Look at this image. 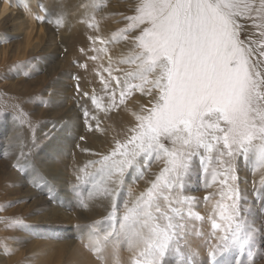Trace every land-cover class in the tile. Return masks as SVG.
Wrapping results in <instances>:
<instances>
[{
	"label": "snow or ice",
	"instance_id": "snow-or-ice-1",
	"mask_svg": "<svg viewBox=\"0 0 264 264\" xmlns=\"http://www.w3.org/2000/svg\"><path fill=\"white\" fill-rule=\"evenodd\" d=\"M89 6L98 5L90 0ZM36 19L44 21L45 16ZM124 19L126 27L114 32L111 40L131 39V53L119 61L130 67L117 69L123 79L113 76L109 57L110 66L104 71L110 79L101 77L109 106H117L116 89L120 104L134 91L155 93V101L136 115L129 138L116 141L94 172L78 177L91 178L95 190L91 195L111 200L106 227L90 231L85 247L98 258L110 246L117 249L116 264L118 246L124 243L134 253L131 264H245L241 257L253 264L264 255L260 242L264 225L256 226L235 182L238 162L254 157L264 169V0H136L134 14ZM62 22L55 21L58 26ZM248 25L258 32L256 39L251 38ZM137 30L138 35H130ZM242 33L247 34L245 40ZM90 39L108 43L99 36ZM32 59L25 63L31 64ZM12 69L17 74L21 70L19 64L8 70ZM92 101L97 109L102 107L95 95ZM88 115L85 110L84 116ZM196 157L201 163L216 162L221 171L213 169V178L221 177L219 183L224 186L214 215L208 217L216 242L205 255L192 247L195 226L190 223L193 218H205L192 212V198L183 196ZM153 160H162L164 167L144 192L123 201L121 211L117 199L125 174L136 172L134 179H141ZM30 167L36 173L34 179L42 180ZM260 183L264 214V178ZM127 195L132 197L131 189ZM80 206L88 204L81 201ZM0 220L5 227L25 226L20 218ZM0 245L7 253L4 240Z\"/></svg>",
	"mask_w": 264,
	"mask_h": 264
},
{
	"label": "rangeland",
	"instance_id": "rangeland-1",
	"mask_svg": "<svg viewBox=\"0 0 264 264\" xmlns=\"http://www.w3.org/2000/svg\"><path fill=\"white\" fill-rule=\"evenodd\" d=\"M95 3L97 7H90V0H0V39H7L6 43L0 42V58L4 57L3 52L8 57L17 55L19 72L38 80L31 115L0 132V166H3L0 176L3 196L9 202L0 205V217L20 218L25 224L0 228V240L8 247L5 253L4 245H0V264H116L117 249L110 246L98 258L85 247L90 231L106 227L111 200L91 195L95 191L89 182L91 178L78 177L84 172H94L101 157L115 148L116 141L130 137V129L137 123L136 115L143 114L142 108L152 106L155 93L148 96L134 91L120 104L116 89L117 106H109L110 97L101 77L110 78L104 69L110 66L111 57L112 75L123 79L117 69L127 70L130 65L119 61L133 48L131 39L112 41L111 36L126 27L128 21L124 17L134 14L136 0H95ZM37 16H45V20L39 21ZM57 19L63 21L59 26L55 23ZM248 28L251 38L256 39L258 32L251 25ZM138 34L137 30L130 35ZM96 36L108 43L90 39ZM246 38L247 34L242 33L241 39ZM93 56L97 59L93 60ZM29 58H33L32 63H25ZM111 87L115 88L114 81ZM94 95L102 103L100 109L92 101ZM85 110L88 117L84 116ZM36 144L38 148L33 152ZM30 165L42 180L34 179L36 173ZM163 167L162 160H153L144 170L143 178L134 179L136 172L132 171L125 174V184L117 199L121 211L123 201L144 192ZM213 169L221 171L215 161L201 163L200 157L194 158L183 190V196L192 198L191 211L205 218L190 221L195 226L191 244L201 255L216 242L208 217L214 215V205L221 200L224 189L219 183L221 177L213 178ZM237 176L235 183L241 196L246 197V206L252 209L256 226L264 225V214L260 211L262 197L258 195L264 169L257 166L253 157L237 163ZM128 189L132 197L127 195ZM206 196L208 200L204 199ZM34 200L36 205H32ZM81 201L88 207H81ZM12 208L14 214L8 215ZM260 242L264 244V237ZM133 254L126 243L119 245V264H131ZM241 259L247 264L246 258ZM253 264H264V255L255 258Z\"/></svg>",
	"mask_w": 264,
	"mask_h": 264
},
{
	"label": "bare ground",
	"instance_id": "bare-ground-1",
	"mask_svg": "<svg viewBox=\"0 0 264 264\" xmlns=\"http://www.w3.org/2000/svg\"><path fill=\"white\" fill-rule=\"evenodd\" d=\"M3 54H4V57L2 59L0 58V125H1L0 132L3 131V129H9V127L11 126V124H13L14 121L16 120L23 121L25 118H28L31 115L32 107H33L32 102L36 99V96H35L37 92V90H35L36 82L38 81V80L36 81L35 78H33V76L29 75L26 77L22 72H19V74H17L15 72L17 69L8 70L10 66L15 65V64L20 65V63H19V60L17 59V55L15 57H8L9 55H7L5 52H3ZM20 68H21V65H20ZM37 145L38 144H36L33 147V152L34 150L38 148ZM27 153H29V151ZM2 168L3 166L2 167L0 166V172H2ZM16 178L17 177L15 175L14 182L15 181L17 182ZM2 183H3V178L2 176H0V191H2V193H0V205L1 204L8 205L9 203L8 200H6V197L3 196V192L5 190L2 186ZM15 187L18 188L17 186ZM16 188H12V190H15ZM8 192L10 193V189L8 190ZM33 195L34 194H32V196ZM35 200L33 201L32 205L33 204L36 205L35 203L37 202H35ZM41 200L43 201V199ZM7 212H9L8 215H13L14 209L12 208V211L10 210ZM4 226L5 224L2 221H0V228Z\"/></svg>",
	"mask_w": 264,
	"mask_h": 264
}]
</instances>
